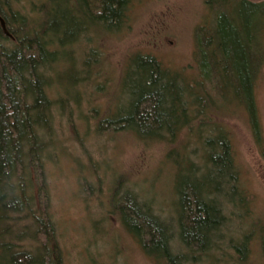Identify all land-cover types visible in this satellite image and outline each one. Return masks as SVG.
<instances>
[{"label":"rangeland","instance_id":"rangeland-1","mask_svg":"<svg viewBox=\"0 0 264 264\" xmlns=\"http://www.w3.org/2000/svg\"><path fill=\"white\" fill-rule=\"evenodd\" d=\"M9 1V15L19 11L32 17L30 0ZM210 9L207 0H134L119 31H91L79 39L78 84H69L74 79L67 76L50 88L54 99L62 98L52 110V129L44 133L52 158L43 166L38 161L30 165L32 201L13 214L9 239L18 249L32 255L49 251L46 260L60 258L62 264H164L144 249L143 241L149 243L151 236L143 223L135 234L121 221V210L129 212L123 196L133 192L169 225L171 246L184 256L182 264H264V68L254 91L256 130L248 110L234 102L220 99V106L206 117L229 132L238 184L246 197L244 207L237 197L239 206L218 195L226 221L208 250L182 241L175 191L178 164L188 167L182 152L202 164V140L189 136V127L172 138L164 133L145 139L110 121L116 109L129 107L123 76L135 53L154 54L188 81L198 78L195 30L206 22ZM0 24L9 30L1 6ZM221 82L232 85L234 80L225 76ZM189 176L182 175L196 178ZM25 229L31 233L17 239ZM237 245L244 247L242 252Z\"/></svg>","mask_w":264,"mask_h":264},{"label":"trees","instance_id":"trees-1","mask_svg":"<svg viewBox=\"0 0 264 264\" xmlns=\"http://www.w3.org/2000/svg\"><path fill=\"white\" fill-rule=\"evenodd\" d=\"M30 1L32 17L19 11L9 15L10 1L0 0L9 28L5 32L0 24V251L6 253L0 255V264H62L60 258L47 261L49 251L32 255L18 249L17 242L9 239L15 226L13 214L32 201L30 165L38 161L43 166L52 158L44 133L52 129V110L62 98L52 97L51 86L73 77L69 84L76 87L79 39L91 31H119L126 26L134 0ZM207 5L208 19L195 30L198 78L188 81L154 54L135 53L123 76L129 107L116 109L110 118L145 139L164 133L172 138L189 127V136L202 140V164L181 151L188 167L178 164L175 186L180 237L187 247L197 242L201 250L210 248L226 221L218 195L238 206L236 197L243 206L246 203L229 132L206 117L220 106V99L234 102L248 110L256 130L254 91L264 68V1L207 0ZM14 22L18 25L10 24ZM225 76L234 83L223 84ZM201 172L206 174L203 179L198 177ZM183 173L196 178H184ZM123 198L129 212L121 210V221L135 234L143 223L151 236L149 243H142L147 253L164 264H182L184 256L172 249L169 225L133 192ZM27 230L17 239L28 236ZM236 247L240 252L244 248Z\"/></svg>","mask_w":264,"mask_h":264}]
</instances>
